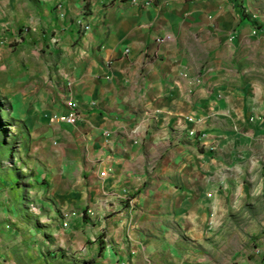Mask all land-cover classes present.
<instances>
[{
	"label": "crops",
	"instance_id": "1",
	"mask_svg": "<svg viewBox=\"0 0 264 264\" xmlns=\"http://www.w3.org/2000/svg\"><path fill=\"white\" fill-rule=\"evenodd\" d=\"M149 2L0 0V95L21 143L5 211L18 197L51 220V241L33 237L24 257L4 241L0 264H46L48 242L68 264H264V235L239 250L222 233L264 193V118H252L264 36L251 26L264 11L241 9L264 0ZM67 109L80 119L49 121ZM196 237L205 250H189Z\"/></svg>",
	"mask_w": 264,
	"mask_h": 264
},
{
	"label": "rangeland",
	"instance_id": "2",
	"mask_svg": "<svg viewBox=\"0 0 264 264\" xmlns=\"http://www.w3.org/2000/svg\"><path fill=\"white\" fill-rule=\"evenodd\" d=\"M13 1L17 4L42 2L43 4L48 6V8L58 7V0ZM152 1L153 0H150V2ZM133 2H136V0H133ZM143 4H145V2H143ZM253 7H257V10L259 12L261 11V13H263L264 11V4H255L254 6L251 4L245 5L241 6L243 12L242 16L246 17L247 13L251 14ZM251 26L254 30L253 33L264 36V21L261 22L254 19L253 21H251ZM259 55L264 56V49L259 50L258 56ZM258 64L264 66V59L258 60ZM256 103L260 104V101L256 100ZM8 111L9 107L4 98L0 95V241H2V243L0 244L3 245L4 241H8V243H10L12 246L13 254H16V256L19 257H24L25 253L23 248H25L27 245H30V247H32L33 249L36 247L35 242L31 241L33 237L35 238L40 235L45 237L47 241H51L50 228L46 222L50 220V218L48 219L47 217L49 216L48 211L42 210L41 208H39L37 211L29 212V214L20 212V210L17 209V202L19 201L18 197L14 198L15 203L13 202L12 212L5 211L6 205L8 208L6 199H9V197H6V195L4 194L5 189H8L10 187L15 188V185L13 183L16 181L19 182L13 176L15 174H18L17 171L20 170V164L18 162V152L21 145L19 137L17 135V128L14 125L16 121L9 117ZM252 118L254 119V121L257 119L258 122L261 118H264V115L258 117L253 116ZM123 197L126 200L130 199L129 195L126 192L123 193ZM247 203H249V205H247ZM247 203H245L243 207L241 206V208L236 211L235 215L230 214L227 219L228 224L222 229V233L230 232L229 235L233 238V240H235L236 248L239 250H246L250 247L249 243H245L247 241V237L257 238L264 235V226H261V221L264 220V208L261 209V206L264 205V193H259L258 196L253 197ZM63 213L65 212H62V215ZM86 213L93 214L88 210L86 211ZM242 216H245L243 221L241 220ZM39 221H42V223H44V226H37L36 228L35 225L36 223H39ZM249 221L250 223L254 222V225L252 224V227H250ZM255 224H260V227L255 226ZM233 225H235V229ZM224 240L227 241L225 235ZM187 242L189 250L194 251L205 250L203 247H206L207 245V243L203 244L204 242H200L198 237L188 239ZM50 243L51 242H48V244L45 246L40 244L42 246H40V248L38 247V250H42L46 254V264H68V260H70L69 254L58 250L56 246H52L50 245ZM35 250H37V247L35 248ZM218 250H226L224 249L222 242L220 245V240ZM50 252H58V257H47ZM31 258L32 257H30V259ZM32 259L31 264H36V261H32Z\"/></svg>",
	"mask_w": 264,
	"mask_h": 264
},
{
	"label": "built area",
	"instance_id": "3",
	"mask_svg": "<svg viewBox=\"0 0 264 264\" xmlns=\"http://www.w3.org/2000/svg\"><path fill=\"white\" fill-rule=\"evenodd\" d=\"M71 118L80 119V113L71 114V113L68 112V109H67V111L65 113L50 115L49 116V121L52 122V123H66V124H70Z\"/></svg>",
	"mask_w": 264,
	"mask_h": 264
},
{
	"label": "bare ground",
	"instance_id": "4",
	"mask_svg": "<svg viewBox=\"0 0 264 264\" xmlns=\"http://www.w3.org/2000/svg\"><path fill=\"white\" fill-rule=\"evenodd\" d=\"M157 40L160 41L161 39H157ZM71 122H72V118H71ZM71 122H70V123H71ZM188 132H190L189 134H191V135L195 133L194 130H190V131H188Z\"/></svg>",
	"mask_w": 264,
	"mask_h": 264
},
{
	"label": "trees",
	"instance_id": "5",
	"mask_svg": "<svg viewBox=\"0 0 264 264\" xmlns=\"http://www.w3.org/2000/svg\"><path fill=\"white\" fill-rule=\"evenodd\" d=\"M154 1H159V0H154Z\"/></svg>",
	"mask_w": 264,
	"mask_h": 264
}]
</instances>
